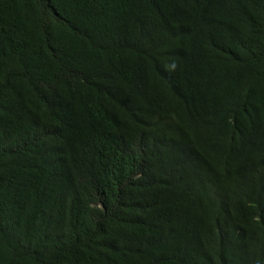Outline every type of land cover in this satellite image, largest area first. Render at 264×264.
Wrapping results in <instances>:
<instances>
[{
  "label": "trees",
  "instance_id": "trees-1",
  "mask_svg": "<svg viewBox=\"0 0 264 264\" xmlns=\"http://www.w3.org/2000/svg\"><path fill=\"white\" fill-rule=\"evenodd\" d=\"M0 264H264V0H0Z\"/></svg>",
  "mask_w": 264,
  "mask_h": 264
}]
</instances>
